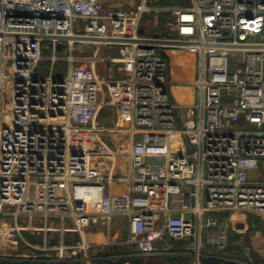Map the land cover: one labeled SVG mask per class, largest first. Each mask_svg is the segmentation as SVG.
Instances as JSON below:
<instances>
[{"label":"built area","instance_id":"2783aa9c","mask_svg":"<svg viewBox=\"0 0 264 264\" xmlns=\"http://www.w3.org/2000/svg\"><path fill=\"white\" fill-rule=\"evenodd\" d=\"M151 13L170 16L167 35L141 33ZM109 47L117 49L108 63L121 67V78L75 69L86 52ZM173 52L195 57L192 103L170 93ZM45 63L52 64L47 72ZM56 63L66 64L65 76H54ZM111 86L124 95L127 126L119 131L129 150L115 153L106 175L93 172L91 162L109 151H84L74 142L107 131L95 116L111 106L102 97ZM123 157L129 173L114 178ZM263 173L264 0H143L133 12L100 0H0V240L34 250L24 233L44 234V255L3 261L116 264L122 255L92 249L110 245L114 218L126 217L122 246L142 255L155 254L158 242L195 239L190 247L199 264L202 230L219 254L207 258L250 264L223 257L230 222L211 214L264 221ZM117 185L127 189L116 195ZM94 227L106 229L103 245L86 241Z\"/></svg>","mask_w":264,"mask_h":264},{"label":"crops","instance_id":"0c3cea01","mask_svg":"<svg viewBox=\"0 0 264 264\" xmlns=\"http://www.w3.org/2000/svg\"><path fill=\"white\" fill-rule=\"evenodd\" d=\"M103 4L104 1L100 0ZM150 5H153V0H147ZM143 3V0L141 1ZM140 3V4H141ZM140 6V5H139ZM139 6H136L133 10H129L127 12H133ZM153 16L151 14H147L143 17L141 24V33L150 35L145 28L144 24L147 18ZM155 35V34H151ZM95 49L90 50L84 54V57L78 58V62L92 63L93 69H95L96 74L105 78L106 80H114L122 77L121 67L113 64H109L107 60V70L104 75H100V71L97 69V62L102 59L99 55L93 52ZM99 53L103 52L105 55H109V58H112L117 55V49L113 47L109 48H100L96 49ZM170 64H169V74L170 79L173 81L170 93L173 96V99L180 103H192L195 99V90L189 84L196 77V62L195 57L189 55L185 52H173L171 53ZM95 57V58H94ZM107 58V59H109ZM118 87V86H116ZM119 88V87H118ZM113 86L108 87L103 92V99L106 103L111 104V106H107L102 109L100 113L105 111H111L106 113V115H110L112 112V116L115 117V123L113 124V128L108 127L104 123H100L101 116L100 113L98 116H95V124L97 127L103 128L107 131H97L92 135L86 134V136H75L74 145L81 148L84 151L93 152L100 148V145H103L111 154L108 157L93 160L91 162V170L93 172L106 174L108 172V163L111 159L115 158V153L117 154H125L129 150V142L128 135L125 131L122 130L127 126V123L123 120L121 114V108L119 105L124 101L123 93ZM110 130V131H108ZM113 130V132H111ZM108 135H112L113 137H109ZM128 145V146H127ZM129 161L127 157L118 158L116 167L112 170L111 174H113L114 178L119 177L121 175H127L129 173ZM125 185H117L114 187V193L119 195L120 193L126 190ZM191 216V215H190ZM211 216L216 218L227 219L230 222V228L228 230V239H227V249L230 247L233 250L240 251L242 248V256H244L247 261L254 257L255 259H264V221L250 215H240V214H230V213H219V214H211ZM122 220H125L128 223L126 217H115L113 220L110 240L111 244L104 247L93 248L92 254H100V255H122V258L118 262L123 264H196V256L194 250L190 247V245L195 244V239L183 240V241H171L169 247H166L162 244V242H158L156 244V253L153 255H142L140 252L129 250L127 246H122L126 239L127 229H124L122 225ZM11 221V220H10ZM9 221V222H10ZM9 225V224H8ZM29 236V238L27 237ZM31 233H24V236L27 240H33L35 244V249L33 250L32 255H41L40 252L41 247L44 245L43 238L44 234L38 235L36 238L32 236ZM36 238V239H35ZM108 240L107 232L105 228L102 227H94L89 230L86 235V241L92 242L96 244L103 245ZM211 240V234H206L204 231H200V240H199V251L203 255L199 257V264H202V261L206 259V255L214 253L215 255H219L215 248L209 246L208 242ZM56 237H54L51 247H56ZM28 248H25L20 241H5L4 244H0V258H8L14 254H26ZM230 249V248H229ZM233 253H235L233 251ZM44 255V254H42ZM48 256H55V251H52L48 254ZM252 256V257H251ZM243 257V259H245ZM251 257V258H250ZM222 260V259H221ZM225 261V260H222ZM238 261L242 263L245 262L242 259ZM251 262V261H250ZM251 264V263H250Z\"/></svg>","mask_w":264,"mask_h":264},{"label":"rangeland","instance_id":"374dc122","mask_svg":"<svg viewBox=\"0 0 264 264\" xmlns=\"http://www.w3.org/2000/svg\"><path fill=\"white\" fill-rule=\"evenodd\" d=\"M103 1H104V6L106 8L121 9L123 11H129V10H133L136 6H139L142 0H103ZM174 3H175V1H174ZM162 21H163V18L161 16V14H154L153 16H150V18L146 19L145 24H144V28L148 33H150V31H151L150 34L166 35V34H168V22H166L165 25L163 24V27H161ZM43 46L45 48L46 45L44 44ZM103 49H105V48H103ZM93 52L97 53L99 55V57H101V55H102L103 61L97 62L98 64L96 66H97V69L100 71V75H104V73H106V70H107V60H108L107 58H109V55H105L103 52H100V51L98 53L97 50H94ZM51 54H52L51 50H44L43 49V56L48 57ZM92 66H94V64H92V63H76L74 65L75 69L78 72H80V75H81V72L83 71L86 76H88L91 73V70L93 69ZM42 68H43L44 72H47V71H49V68H52V64L45 63L42 66ZM66 69H67L66 64L56 63L54 65V70H55L54 76H56V77L59 75L65 76L66 72H67ZM108 112H111V111L108 110V111L103 112V114H102V112L100 113V115H99V116H101L100 123H104L108 127L113 128V124L115 123V120H114L115 117L112 116L113 112L110 115H106V113H108ZM108 136L110 138L113 137L112 135H108ZM260 178L264 180V173L261 174ZM33 191H34V188H32V192ZM122 225H123L124 229H127V223L125 220H122ZM32 236H34L36 238L39 237L38 235H32ZM33 240H30V241L33 242ZM4 243H5V240H0V244H4ZM17 254H19V253H17ZM28 254L32 255L33 250L28 248L26 251V255H28ZM116 264H123V263L117 262Z\"/></svg>","mask_w":264,"mask_h":264},{"label":"trees","instance_id":"16d2710c","mask_svg":"<svg viewBox=\"0 0 264 264\" xmlns=\"http://www.w3.org/2000/svg\"><path fill=\"white\" fill-rule=\"evenodd\" d=\"M175 0H153V5L152 6H172L174 4ZM157 13H151V15H154ZM161 14L163 21L161 24V27H163V24L165 25L166 22H168V20L170 19V16L168 14H162V13H158ZM167 35V34H166ZM157 36H165V35H157ZM27 237L29 238V236L27 235ZM230 248V249H229ZM242 248L240 249L241 253H242ZM233 251L235 253H233ZM240 251H236L233 250L231 248V244L230 247H228V249H226V251L223 254V257L229 259V260H235L238 261L239 259H242L245 262H249L251 264H264V259H255L254 257H250V261L242 256V254L240 253ZM243 257L245 259H243ZM0 264H15V263H11V262H5L0 258ZM20 264H41V263H20ZM202 264H236L234 262H228V261H222L221 259H211V258H206L202 261Z\"/></svg>","mask_w":264,"mask_h":264},{"label":"water","instance_id":"95a60500","mask_svg":"<svg viewBox=\"0 0 264 264\" xmlns=\"http://www.w3.org/2000/svg\"><path fill=\"white\" fill-rule=\"evenodd\" d=\"M161 55L166 59V60H169V53L168 52H164L162 51L161 52ZM131 251H133L132 249H129ZM135 251L139 252V249L138 248H135Z\"/></svg>","mask_w":264,"mask_h":264},{"label":"bare ground","instance_id":"6f19581e","mask_svg":"<svg viewBox=\"0 0 264 264\" xmlns=\"http://www.w3.org/2000/svg\"><path fill=\"white\" fill-rule=\"evenodd\" d=\"M80 58V57H79ZM78 61V60H77ZM80 63H85V62H80ZM91 63H96V62H91Z\"/></svg>","mask_w":264,"mask_h":264}]
</instances>
